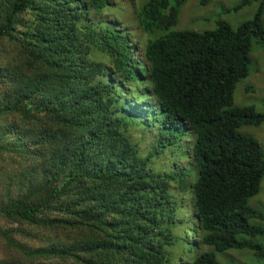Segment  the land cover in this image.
<instances>
[{
	"label": "trees",
	"instance_id": "trees-1",
	"mask_svg": "<svg viewBox=\"0 0 264 264\" xmlns=\"http://www.w3.org/2000/svg\"><path fill=\"white\" fill-rule=\"evenodd\" d=\"M187 1L142 6L136 58L114 0H0V158H45L41 180L33 166L0 187V264H246L245 254L219 261L229 250L264 264V209L249 204L264 189V149L238 131L264 114L233 101L264 43V0L235 28L170 30ZM133 102L150 111L133 113ZM181 135L197 170L189 192L179 164L163 166L175 153L164 140Z\"/></svg>",
	"mask_w": 264,
	"mask_h": 264
},
{
	"label": "rangeland",
	"instance_id": "rangeland-1",
	"mask_svg": "<svg viewBox=\"0 0 264 264\" xmlns=\"http://www.w3.org/2000/svg\"><path fill=\"white\" fill-rule=\"evenodd\" d=\"M147 1L148 0H114L115 6L112 7V11L110 12L113 17H116L118 21L122 22V28L124 31H126V35H124V37L126 38V43L132 46L131 50L135 48L134 55L136 56V58L141 55L142 43L148 37V35L139 28V25L136 20V13L142 8V6ZM238 2L239 0H188L185 4L182 5L178 15V20L176 24L170 28V30H211L215 27V22L220 19L227 21L233 28H235L241 22L251 19L255 11L257 10L259 4L258 0H254L249 5L242 7L237 11H234L233 8ZM262 19L264 23V14L262 16ZM163 33V31L158 30L153 33V36L157 37ZM134 45L135 47L133 48ZM250 58L251 61L248 65L247 76L240 79L234 87L233 101L234 105L236 106L241 107L245 105H251L255 108L257 112L264 114V43L253 44L252 50L250 52ZM3 97V94L0 93V103L3 102ZM129 107L132 108L133 113L139 114L142 117V110L136 102H133ZM1 128L2 127H0V129ZM1 131L2 130H0V134ZM238 131L240 133L247 134L256 138L262 144V148L264 149V121L259 126H241L240 128H238ZM10 135L12 138H14V135ZM181 137L182 135L176 140L172 141L173 144H171L170 141L169 143L164 140V147L168 146V144L173 145V147H175V153L174 155L171 154L169 156V162L164 163L165 165L163 166L165 170L172 171L174 163L176 162L177 164H179V168L183 169L186 173L184 175L183 171L176 169L175 176L178 179L179 186L184 189L182 192H189L188 189L190 181L187 178L191 177L193 180L196 176L197 170L196 165L193 163L195 166L194 173L193 166L192 169L190 167V160L185 158V142L184 139H182L183 142L180 141ZM24 139L26 141H29V143L34 142V139L30 138L29 136H25ZM37 149H39L41 152L45 151V154L47 155L51 153V150L49 148L43 149L41 145H38V147H34V150L37 151ZM51 149L56 150V148L53 147H51ZM37 153L38 152H36V154ZM41 159L42 162H44V156H40L37 158L36 156L30 158L27 156H20L17 161H13L11 163L10 158L6 156L3 158L1 157L0 187L10 182H13V185L15 186L16 184H18V178L20 177V174L23 173V175L26 177L28 174H30L26 172H30V170L33 169V166H36L33 170L35 178L41 180V177L38 175L39 171L43 168V165L41 164ZM156 164H158V161H156ZM178 171L180 173H178ZM28 181L29 179L25 180V182ZM263 183L264 180L262 182V185ZM255 199L260 200L258 202H261V205L257 207L264 209L263 188L259 190L255 197L250 198L249 204L251 206L253 200ZM64 202L66 203L68 201L64 200ZM182 202L183 204L181 205V209L185 212L184 218L186 220L191 219V199L188 194H186V198L184 196ZM48 237V234L42 233L40 239L44 242V244H48L52 241H63V238L53 237L52 239H48ZM256 240L264 246V235L256 238ZM30 244L35 245V241L30 242ZM180 244H183L185 247L188 246L187 241H180L179 245ZM227 254L228 256L237 259L234 260L236 262H241L239 260L240 258H242L241 254H245L249 256L246 261V264H259V262L253 256V253L250 251L229 250L226 253H220L217 257L218 260L223 262L229 260Z\"/></svg>",
	"mask_w": 264,
	"mask_h": 264
},
{
	"label": "clouds",
	"instance_id": "clouds-1",
	"mask_svg": "<svg viewBox=\"0 0 264 264\" xmlns=\"http://www.w3.org/2000/svg\"><path fill=\"white\" fill-rule=\"evenodd\" d=\"M147 3V2H146ZM178 20V19H177ZM249 20V19H248ZM246 21V20H245ZM244 22V21H243ZM242 23V22H241ZM254 43V42H253ZM255 44V43H254ZM134 47H135V45H134ZM135 50V49H134ZM137 105L138 106H140V108H141V110H142V113H147V112H149L150 111V107H149V104H146V103H142V102H138L137 103ZM190 135V137H189V140H188V142H190V141H192V135L191 134H189ZM182 142V141H181ZM187 142V143H188ZM187 143L185 144V148L187 149ZM187 159H189V158H187ZM190 160V162H191V159H189ZM192 163V162H191ZM193 166V165H192ZM193 172L195 173V167L193 166ZM194 221H195V219H194ZM193 221V222H194ZM192 225H194V224H192ZM192 227V226H191Z\"/></svg>",
	"mask_w": 264,
	"mask_h": 264
}]
</instances>
